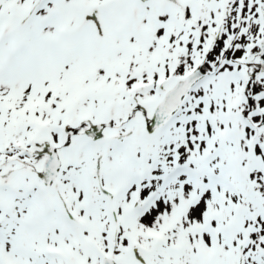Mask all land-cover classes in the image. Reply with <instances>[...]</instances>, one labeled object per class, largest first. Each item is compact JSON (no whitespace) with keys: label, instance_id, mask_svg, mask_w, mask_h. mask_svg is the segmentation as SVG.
I'll return each mask as SVG.
<instances>
[{"label":"snow or ice","instance_id":"obj_1","mask_svg":"<svg viewBox=\"0 0 264 264\" xmlns=\"http://www.w3.org/2000/svg\"><path fill=\"white\" fill-rule=\"evenodd\" d=\"M0 264H264V0H0Z\"/></svg>","mask_w":264,"mask_h":264}]
</instances>
